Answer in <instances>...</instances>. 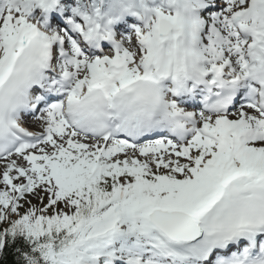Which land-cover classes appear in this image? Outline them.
<instances>
[{"label":"snow or ice","instance_id":"obj_1","mask_svg":"<svg viewBox=\"0 0 264 264\" xmlns=\"http://www.w3.org/2000/svg\"><path fill=\"white\" fill-rule=\"evenodd\" d=\"M0 264H264V0H0Z\"/></svg>","mask_w":264,"mask_h":264}]
</instances>
